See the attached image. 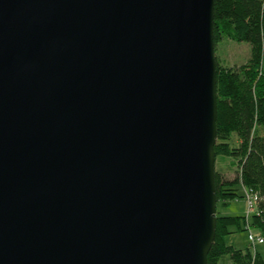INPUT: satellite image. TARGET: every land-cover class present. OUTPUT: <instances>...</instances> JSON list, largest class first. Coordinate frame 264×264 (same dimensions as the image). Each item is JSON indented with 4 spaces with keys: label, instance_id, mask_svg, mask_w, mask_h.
I'll use <instances>...</instances> for the list:
<instances>
[{
    "label": "water",
    "instance_id": "water-1",
    "mask_svg": "<svg viewBox=\"0 0 264 264\" xmlns=\"http://www.w3.org/2000/svg\"><path fill=\"white\" fill-rule=\"evenodd\" d=\"M214 0H0V264H207Z\"/></svg>",
    "mask_w": 264,
    "mask_h": 264
},
{
    "label": "trees",
    "instance_id": "trees-1",
    "mask_svg": "<svg viewBox=\"0 0 264 264\" xmlns=\"http://www.w3.org/2000/svg\"><path fill=\"white\" fill-rule=\"evenodd\" d=\"M213 42L216 63V143L215 159L219 154L231 158L238 168L236 181H224L214 171L216 205L220 200L237 198L236 188L257 195L256 213L251 227L264 238V72L261 69L264 51V0H214ZM223 39L247 43L250 57L245 64L226 67L215 56V47ZM236 134L237 146L230 145ZM244 217H221L216 212L215 239L207 255V264H264L260 253L236 250L224 243L230 227L240 229Z\"/></svg>",
    "mask_w": 264,
    "mask_h": 264
},
{
    "label": "rangeland",
    "instance_id": "rangeland-1",
    "mask_svg": "<svg viewBox=\"0 0 264 264\" xmlns=\"http://www.w3.org/2000/svg\"><path fill=\"white\" fill-rule=\"evenodd\" d=\"M215 56L222 66L232 67L245 64L250 57V47L247 43H237L228 39H223L215 47ZM261 69L264 72V51L262 54ZM230 145L237 146L238 139L236 134H232L229 140ZM231 158H227L221 154L216 156L214 170L217 171L224 181H236L238 168L231 166ZM237 198L233 201L220 200L216 205V212L221 217H240V229L237 226L230 227V234L224 236V243L233 246L236 250L246 251L247 249L253 253L257 250L264 258V243L252 247L249 245L247 235L249 232L254 235H260L255 227H251V216L246 217L248 205L245 197L244 188L237 186ZM247 221V222H246ZM249 224V225H248ZM227 257H224L219 264H227Z\"/></svg>",
    "mask_w": 264,
    "mask_h": 264
},
{
    "label": "built area",
    "instance_id": "built-area-1",
    "mask_svg": "<svg viewBox=\"0 0 264 264\" xmlns=\"http://www.w3.org/2000/svg\"><path fill=\"white\" fill-rule=\"evenodd\" d=\"M244 191L246 192L245 197H246L247 205H248L246 217H248L256 213V203H257L258 198H257V195L252 193L251 191H248L246 189H244ZM247 240H248L249 245L252 247H255L256 245H260L264 243V238L262 236L260 235L256 236L251 232L248 233Z\"/></svg>",
    "mask_w": 264,
    "mask_h": 264
},
{
    "label": "crops",
    "instance_id": "crops-1",
    "mask_svg": "<svg viewBox=\"0 0 264 264\" xmlns=\"http://www.w3.org/2000/svg\"><path fill=\"white\" fill-rule=\"evenodd\" d=\"M257 251V250H256Z\"/></svg>",
    "mask_w": 264,
    "mask_h": 264
}]
</instances>
